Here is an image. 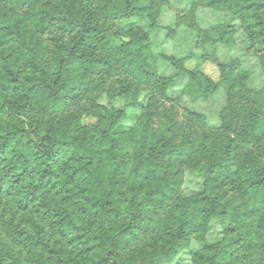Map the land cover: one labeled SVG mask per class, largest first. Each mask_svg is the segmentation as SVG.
<instances>
[{
    "label": "trees",
    "instance_id": "obj_1",
    "mask_svg": "<svg viewBox=\"0 0 264 264\" xmlns=\"http://www.w3.org/2000/svg\"><path fill=\"white\" fill-rule=\"evenodd\" d=\"M160 2L169 0H0V229L9 236L0 255L20 264H30L25 255L35 264H264V91L247 97L249 73L235 60L218 80L186 67L217 59L236 28L208 29L201 46L187 21L160 40ZM200 5L240 21L264 70V0H185V11ZM102 72L123 76L112 96L127 101L114 112L90 93ZM181 75L186 96L222 87L238 98L215 130L197 112L179 121L155 95ZM143 90L152 91L144 106ZM88 96L98 133L75 110ZM186 168L205 178L192 195L179 193Z\"/></svg>",
    "mask_w": 264,
    "mask_h": 264
},
{
    "label": "rangeland",
    "instance_id": "obj_2",
    "mask_svg": "<svg viewBox=\"0 0 264 264\" xmlns=\"http://www.w3.org/2000/svg\"><path fill=\"white\" fill-rule=\"evenodd\" d=\"M185 11V0H169V2H160L155 8L154 15L157 18V26L160 28V40H162L171 27H179L180 29L185 26V22L190 21L192 29L199 32L201 35L200 44L204 45V37L206 36V31L212 27L219 26L222 24H233L236 28L234 34V41L232 45L219 44L217 51V59L212 61H199L198 59H190L185 65L189 68H194L200 66L206 75L214 80H218L221 74L220 65H229L232 61H238V65L243 69L247 70L249 73V78L246 81V86L244 91H247L248 96L251 97L255 93H260L264 91V70L262 68V54L258 50L256 44H253L251 40L247 37L246 32L241 26L238 19L234 18L233 14L227 10H217L206 5L198 6L194 11L189 13ZM118 23V22H117ZM185 41H190L191 37L186 34L181 35ZM178 36V37H180ZM178 38L172 39L168 43V51L171 52L173 49V43ZM50 40V45L55 43V40ZM187 45V43H186ZM171 71L168 70V76H170ZM122 75L110 76L104 74L96 73L92 75V81L98 83L103 79L100 88L93 89L90 93L94 95L98 94L96 102L102 104L106 109H111V112L116 111L118 107H124L127 99L116 97L112 95L119 91L121 88ZM165 82L164 79L160 80L158 85ZM167 82V81H166ZM187 83V77L180 76L177 79H172V81L165 83L164 92L154 91L155 95L161 99L162 104H164L167 111H173L176 119L179 121H185L186 114L189 112H197L203 115L206 120L207 127L211 130H215L221 124V112L229 102H236L237 97L229 98L225 89L220 88L215 93L204 97H192L186 96L182 93L184 85ZM155 89V88H154ZM164 93V94H162ZM152 91L143 90L140 93V102L142 106L146 105L151 99ZM93 97H87L83 100L80 105H77L76 111H79L81 115V123L89 125L94 128V131L98 133L96 128V122L99 120V116L91 115L84 112V109L91 107L93 103ZM94 109V108H92ZM126 112L128 116L131 113H139L140 109L134 107H126ZM110 111V110H109ZM106 113V112H105ZM125 119V124L128 123ZM205 178L202 175L197 174L191 169L184 170L181 185L179 186V193L183 195H192L202 190L204 187ZM10 209H6V212ZM0 212L2 210L0 209ZM7 212V213H8ZM6 213V214H7ZM10 216V214L6 215ZM6 219V218H5ZM6 220H10L9 218ZM16 223H21L20 218L16 217ZM8 228L14 231L12 227L7 223ZM7 228L0 229L2 240L1 249H6L7 241H9V236L7 233ZM195 240V238L193 239ZM214 241V232L207 235V242ZM142 241L136 245H142ZM9 244V243H8ZM10 245V244H9ZM194 247L200 245V243H193ZM137 251L136 247L128 248L127 252ZM137 255V253H136ZM25 259L30 261V264H35L29 256L25 255ZM13 261L16 264H20L19 261L14 259L12 254L7 252L6 254L0 255V264H7V262ZM23 264H27L24 263ZM29 264V263H28Z\"/></svg>",
    "mask_w": 264,
    "mask_h": 264
}]
</instances>
